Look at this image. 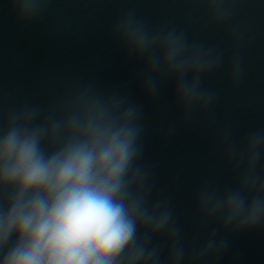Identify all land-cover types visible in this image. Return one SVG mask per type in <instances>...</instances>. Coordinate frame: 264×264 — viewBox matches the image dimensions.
Wrapping results in <instances>:
<instances>
[{
	"label": "clouds",
	"instance_id": "clouds-1",
	"mask_svg": "<svg viewBox=\"0 0 264 264\" xmlns=\"http://www.w3.org/2000/svg\"><path fill=\"white\" fill-rule=\"evenodd\" d=\"M10 2L27 26L53 0ZM184 2L202 11L205 28L230 26L228 78L238 88L242 46L255 39L233 22L244 0ZM109 39L125 64L140 66L132 80L77 83L47 104L5 107L0 95V264H217L233 236L264 230V126L239 139L231 123L217 129L214 148L230 179L194 189L188 238L173 194L157 190L156 166L144 162V109L129 91L135 81L155 100L172 86L179 119L164 129L171 137L215 105L218 93L204 81L226 50L178 25L152 26L135 7L115 17Z\"/></svg>",
	"mask_w": 264,
	"mask_h": 264
}]
</instances>
